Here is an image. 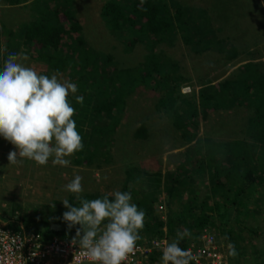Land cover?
Returning <instances> with one entry per match:
<instances>
[{
	"label": "trees",
	"instance_id": "1",
	"mask_svg": "<svg viewBox=\"0 0 264 264\" xmlns=\"http://www.w3.org/2000/svg\"><path fill=\"white\" fill-rule=\"evenodd\" d=\"M7 1V4H18L26 0ZM215 1L211 0V9V4L217 5ZM72 3L73 0H29L24 4L32 12L29 19L18 23L16 29L2 23L0 69L7 53H23L32 65L45 67L43 73L39 72L41 74L51 76L62 72L68 81L72 80L80 87L89 82L92 95L84 98L82 105L71 97L68 99L75 105L77 114L73 119L84 145L83 150L73 157L77 165H90L95 160V167H100L109 162L113 154L108 147L113 146L114 151L117 146L112 135L120 122L125 102L133 105L132 96L138 86L148 93L161 89L158 99L150 98L147 105L152 111H163L168 115L176 133L171 144L186 146L174 171L161 172L156 168L148 172L131 161L122 162L120 173L124 178L119 190L131 191L132 203L146 213L140 236H160L163 226L169 235L175 236L177 230L187 229L191 236L180 242L183 249L205 226H213L216 237L234 244L236 251L245 250V264H264V237L257 238L256 244L254 238L253 242L247 243L248 238L258 231L244 234L242 229L254 226L257 211L264 200L263 61L251 60L254 58L252 51L247 54L251 59L246 58L232 74L215 85L210 81L200 82L196 95L184 99L185 95L179 92L178 79L181 77L171 59L173 55L167 49L168 44L173 45L178 38L190 48L199 42L202 50L215 44L220 48L218 53L230 60L239 55L231 42L217 36L208 13L185 16L183 6L173 0H104L99 18L110 36L113 40H122L128 49L135 46L137 53L139 51L130 68L118 67L111 54L98 52L88 45L90 42L83 35L81 21L71 7ZM261 3L258 2L263 10L264 0ZM262 26L264 31V22ZM263 39L264 36L260 41ZM227 45L231 52L221 51ZM236 106L245 107L248 112L241 127L234 130L240 137L225 141L211 137L210 133L199 135L200 120L206 119L211 111H228ZM239 118L236 116L230 121L234 124ZM149 119L148 116L145 119L138 117L132 134L135 141L145 142L151 138ZM227 119L224 117L221 121ZM164 127L162 130L168 132L166 124ZM160 190L169 199H180L177 205L166 201L164 220L157 209ZM105 193L107 190L81 195L91 200ZM66 199L73 206L79 205L73 194H68ZM15 207L0 217H10L16 212ZM67 210L63 204L55 207L41 205L33 209L31 215L17 217L23 221L26 231L38 232L45 239L54 236L73 239L80 226L68 228L62 216ZM56 222H61L63 229L49 230ZM249 257H252L251 262L247 261ZM230 262L236 264L235 258Z\"/></svg>",
	"mask_w": 264,
	"mask_h": 264
},
{
	"label": "clouds",
	"instance_id": "2",
	"mask_svg": "<svg viewBox=\"0 0 264 264\" xmlns=\"http://www.w3.org/2000/svg\"><path fill=\"white\" fill-rule=\"evenodd\" d=\"M103 1H101V4ZM173 1L177 2V0ZM180 1L188 3L184 0ZM7 3V0L1 1V4ZM184 12L185 9L183 8L182 14ZM171 13L174 14L173 11ZM176 41L180 42L178 38ZM112 42L116 46H113L110 50H122L127 57L129 55L136 56L135 46L131 50L122 43V40H112ZM121 44L123 47H121ZM232 45L235 46L233 43ZM182 47H186L189 52H185L183 58L172 57L171 59L181 77L178 81L179 92L186 97H192V95H196L200 83L197 84V90H194V86L189 81L184 82L183 79L189 69L194 68V70L199 71L197 60L201 59V51L189 47L190 50L185 44ZM169 52L171 53L170 50ZM241 55L242 59L240 58ZM246 57H248L247 54L237 56L234 61L240 64L234 69L241 67L244 63L243 59ZM28 59L29 57L26 54L9 52L4 59L2 69H0V142L4 144L10 142L16 149V151H10L8 154L9 164H17L22 162L23 159H28L34 161L37 165L44 166L48 164L51 158L53 166L68 167L71 163L78 167H95V160L90 165L84 163L77 165L73 162L74 154L82 151L84 145L82 136L77 130L76 121L73 119L75 109L68 99L70 94L74 95L79 91L80 86L67 80L61 81L58 79L59 73L49 76L37 72L34 68L26 66L22 62ZM225 59L232 61L228 58ZM114 60L118 63L115 57ZM222 79L224 78L220 79L219 76L209 81H212L211 83L215 85ZM183 89H187V93L181 92ZM191 97L186 99H191ZM71 98L73 99V97ZM75 100L82 105L84 97L76 95ZM130 104L132 105V102ZM137 123H132L129 127L133 132L137 127ZM119 128H125L121 119L116 131ZM133 141L135 140L133 139ZM6 154L7 152L3 153L4 159ZM67 157H71V159H67ZM110 162L111 159L106 165ZM102 165H105V163ZM82 180L83 177L77 174L69 183L63 186L64 190L70 192L68 194L73 193L76 200L79 201L78 206H73L68 199L60 200L64 207L68 209L62 214L63 220L67 223L69 229L76 225L80 227L76 229L73 239L61 238L72 240L71 243L74 247L78 245L81 254L90 261L86 263L124 264L129 256L134 254L137 246L150 249L145 257L146 264H209L213 261L211 256H205L196 263L194 261L195 257L191 254L202 247H207L208 251L219 255V261L217 263L213 261L215 264H228L230 261L229 256L235 258L238 255L235 245L232 243L227 245L229 256H225L221 252L218 242L223 241L216 237L217 231L213 226H205L198 235L192 237L183 249L180 247V242L185 237L191 236V232L187 229L177 230L175 236L169 235L166 227L163 226V234L160 236L141 237L140 232L144 228L146 213L139 209L135 203H132L131 191H120L119 186L118 190L105 193L100 198L89 200L81 195L84 193ZM99 192H104V190ZM163 192V190H160L158 194L166 196ZM9 203L12 204L13 201ZM52 207H55V205ZM260 209L261 207L257 211L254 225H259ZM22 214L16 211L10 217H0V223L6 224L5 228L10 230H21L25 235L36 236L39 242H47L59 237L54 236L45 239L38 232L26 231L23 221L17 217V215L20 217ZM160 218L165 219L161 215ZM56 224L62 225L61 229H63V224L56 222L50 225L49 230L54 232L55 230H61L51 228ZM210 228L213 231H207ZM254 237L248 238L247 243L251 242ZM151 242L156 243L154 248H151Z\"/></svg>",
	"mask_w": 264,
	"mask_h": 264
},
{
	"label": "rangeland",
	"instance_id": "3",
	"mask_svg": "<svg viewBox=\"0 0 264 264\" xmlns=\"http://www.w3.org/2000/svg\"><path fill=\"white\" fill-rule=\"evenodd\" d=\"M101 1L102 0H73L71 7L75 11L77 18L83 22V35L85 39L90 42L88 45L98 52L109 53L108 55L111 54L114 59L117 49L115 51L110 49L116 45L112 42L113 38L110 36L111 33L107 30L106 26L99 18L98 11L101 7ZM184 1L191 2L192 0ZM215 2H222V0H216ZM16 14L17 11L14 10V8L9 9L3 21L5 22L6 20L14 17ZM8 23H11L10 20H8ZM121 47H123L122 44ZM167 49L168 51H171V54L175 58H183L185 56V52H189L186 47L179 45H177V47L168 45ZM137 54L135 57L130 55L127 57V55H124V58L117 63V66L133 67ZM228 61L226 60L225 62ZM22 62L26 66L34 68L37 72L45 70V67L41 64L32 65L30 59ZM229 62H232L230 65L231 67L238 64L234 60ZM219 64L220 63L216 61L209 63L205 76L207 78L220 76L221 79L229 76L234 70H236L229 69V67L226 66L227 63H223L224 67H218ZM197 65L198 70L201 71L203 65L207 66V63L206 61L203 62L199 59L197 61ZM202 73H204V71ZM58 79L65 81L69 78L65 73L60 72ZM76 81L77 79H74V82ZM181 92L187 93V89H183ZM76 95H82L84 98L92 95L89 82L84 83L82 87H79V91L76 94H70L69 97L74 96L73 99H75ZM132 97L134 98L133 105L126 101L125 103L128 104V106L122 111L121 120L125 128H119L113 133V140L117 146L114 151L112 150L113 146L108 147L110 152L112 151V154L114 153V155L108 165H106V163L105 165H101L102 167L105 166L104 168L78 167L71 163L68 167H62L59 165L53 166L51 158L49 159L48 164L44 166L37 165L34 161L28 159H23L22 162L17 164H9L8 154L10 151H16L15 146L10 142H8V144L0 142V215L3 212H7L11 206L14 208L17 204L18 207H15L16 211L23 214H32V209L41 205H61L62 202L60 200L66 199L67 194L70 193L64 190L63 186L69 183L77 174L83 177V192H99L107 190V193H111L114 190H118L120 182L123 181L124 178V176L120 173L121 165L124 161H131L148 172H153L156 168L161 172H164L167 169L174 171L179 159L184 153L186 145H180L179 143H176V145L171 144L174 141L171 140V138L176 135L175 130H171L169 128H167L169 129L168 132L162 130V124H166L167 119L169 122V118L161 111H152V108L147 105V100H149L148 91L138 86ZM71 105L75 109V105ZM247 113L248 112L245 107L238 106L234 107L233 110L231 109L228 111H211L207 115L206 119L200 120L199 135L205 136L206 133H210L211 137L216 136L220 140L225 139V141L240 137V135H237L234 130L241 127L245 121L244 118ZM76 114L77 112L75 110L74 115ZM147 116L150 118L148 120V129L151 132V138L145 142L133 141L131 138L133 130L129 128L130 125L138 122L137 117L145 119ZM236 116H240V118L233 124L230 119ZM224 117L228 118L227 121H221ZM211 137L209 136V138ZM4 152H7L5 159L3 156ZM79 152H76L74 156ZM71 157H67V159H71ZM157 158L159 161H157ZM262 196H264V190L262 191ZM181 200L183 199L181 198ZM10 201H13V203L10 204ZM166 201H169V204L171 205H177L179 204L180 199L177 200L174 197L169 199L166 196L159 195L157 209L159 210L158 213L162 218H165L164 212L168 205ZM262 202L261 209L259 210V215L261 216L259 219V225H254L251 229L242 228L245 231L244 234H249L251 230L258 231V233L254 235L255 237L253 236V243L257 241V238L261 239L264 237V200ZM248 226L251 227L250 225ZM207 231L210 232L213 230L210 228ZM218 244L221 252L224 253L225 256H229L227 254L228 244L225 242H218ZM241 252L242 255H239ZM244 252L245 250L237 251L238 255L235 257L236 264H245L246 255ZM233 259V257L229 256L230 261ZM230 261L228 264L231 263ZM247 261L251 262L252 257H249Z\"/></svg>",
	"mask_w": 264,
	"mask_h": 264
},
{
	"label": "crops",
	"instance_id": "4",
	"mask_svg": "<svg viewBox=\"0 0 264 264\" xmlns=\"http://www.w3.org/2000/svg\"><path fill=\"white\" fill-rule=\"evenodd\" d=\"M1 1L2 0H0V26H3L2 23H4L6 27L13 26V28L16 29L18 23L30 18L29 13L32 14V12H30L29 8L24 6V4H26L29 0L22 3L19 2L18 4H1ZM177 2L185 9V16L191 15L192 17H195L201 12L204 14L208 13L210 15L209 21L212 28L216 30L217 36L223 38L228 43L232 42L235 44V46L232 47L237 52H240L239 55L251 54L253 51L254 55H252V57L254 58L251 59L250 56L246 58H250L254 61L264 60V39L260 41L264 36L262 26L264 22V8L262 10L261 6L258 4V2L261 3V0H222V2H216V6L211 4L213 9L210 7L211 0H192L188 3H182L180 0H177ZM11 8H14V10L17 11V14L8 19L11 23H8V20L4 22L3 19L7 11ZM199 40L200 38L198 41ZM177 45L183 46V44L176 41L174 42L173 47H177ZM193 48L201 51V60L203 62L206 61L207 63V66L203 65L201 71H196L194 68H191L184 75L183 81H189L194 86V90H197V84L200 82L203 84L215 77H219L214 76L207 78L205 76L209 63L216 61L220 63L218 67H224L223 63H227L226 66H228L229 69H234L240 64L238 63L234 65V67H231L230 65L232 62H225V57L218 53L220 48H218L215 44L211 47H206L205 50H202L203 46L199 44V42H196ZM221 51L225 53L231 52L229 45L225 46ZM240 58L242 59V55ZM203 71L204 73H202ZM161 91V89L157 88V90L148 93L149 98H157ZM190 97L191 96H185L183 98L186 99ZM162 113L166 114L163 111ZM166 116L168 115L166 114Z\"/></svg>",
	"mask_w": 264,
	"mask_h": 264
},
{
	"label": "built area",
	"instance_id": "5",
	"mask_svg": "<svg viewBox=\"0 0 264 264\" xmlns=\"http://www.w3.org/2000/svg\"><path fill=\"white\" fill-rule=\"evenodd\" d=\"M0 223V264H85L90 262L81 254L79 246H73L69 239L55 237L47 242L37 241L33 235H25L21 230L5 228ZM209 240V237L207 238ZM151 242V248L155 247ZM149 248L136 247L134 254L130 255L124 264H146L145 257ZM197 263L205 256L217 263L219 255L207 250V247L197 249L191 253ZM211 261L209 264H215Z\"/></svg>",
	"mask_w": 264,
	"mask_h": 264
},
{
	"label": "flooded vegetation",
	"instance_id": "6",
	"mask_svg": "<svg viewBox=\"0 0 264 264\" xmlns=\"http://www.w3.org/2000/svg\"><path fill=\"white\" fill-rule=\"evenodd\" d=\"M116 54H115V59L119 62L122 58H124V53L122 52V50H120V51H116L115 52ZM134 62H135V60H134ZM125 63V62H124ZM132 68V67H131ZM150 99V98H149ZM156 99H158V97L156 98ZM127 107V104L125 105V108ZM137 119H138V117H137ZM166 125H167V127L169 128V129H171V130H175V128H173V126H171V124L170 123H166ZM162 127H164V124H162V126H161V128Z\"/></svg>",
	"mask_w": 264,
	"mask_h": 264
},
{
	"label": "water",
	"instance_id": "7",
	"mask_svg": "<svg viewBox=\"0 0 264 264\" xmlns=\"http://www.w3.org/2000/svg\"><path fill=\"white\" fill-rule=\"evenodd\" d=\"M51 228H53V230H55V229H61L62 228V225L56 224V225L51 226Z\"/></svg>",
	"mask_w": 264,
	"mask_h": 264
}]
</instances>
